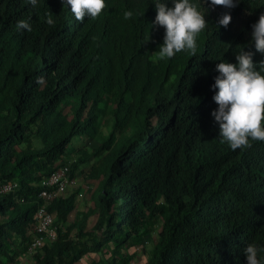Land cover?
I'll return each mask as SVG.
<instances>
[{
	"label": "trees",
	"instance_id": "1",
	"mask_svg": "<svg viewBox=\"0 0 264 264\" xmlns=\"http://www.w3.org/2000/svg\"><path fill=\"white\" fill-rule=\"evenodd\" d=\"M204 7L196 55L169 59L152 0H106L83 21L62 0H0V264H133L140 250L144 264H245V245H264V142L231 150L211 115L216 64L255 52L264 0ZM67 160L93 190L48 204L58 237L31 252L43 183Z\"/></svg>",
	"mask_w": 264,
	"mask_h": 264
},
{
	"label": "clouds",
	"instance_id": "2",
	"mask_svg": "<svg viewBox=\"0 0 264 264\" xmlns=\"http://www.w3.org/2000/svg\"><path fill=\"white\" fill-rule=\"evenodd\" d=\"M39 2L40 0H27V3L33 7H36ZM236 2L237 0H201L200 3H195L193 0H152L157 14L151 25L164 28L163 43L158 49L160 57L171 59L182 50L195 56L198 48L197 37L208 24L206 15L209 9L204 5L210 4L212 7L222 5L225 8H233ZM62 4L64 8L69 9L70 6L74 17L83 21L85 17L93 19L98 17L106 7V0H62ZM124 17L125 19L131 18L132 12L125 11ZM231 20L230 12H225L219 18L218 26L227 27ZM46 23L54 24L51 12L47 15ZM16 30L31 32L33 29L30 18L18 20ZM247 47H254L255 52L246 50V46H237L235 63L226 59L219 60L220 62L216 64L218 75L215 76V82L211 86L214 91L213 100L217 104L211 115L219 125L221 142L227 143L233 151L250 147L253 141L264 142V59L254 61L256 52L264 56V14H261L252 25V40ZM43 82V77L37 78V83L42 84ZM60 172L63 173L64 187L62 190L59 186L48 185L51 176ZM75 173H71V164L67 163L54 171L43 183L45 189L41 191L40 196L45 204L39 208L37 218L41 209H44L52 218L51 229L56 233V237L48 242L57 239L58 231L54 226L53 215L48 211L47 206L64 194L67 189L76 186ZM9 186L12 189V185ZM86 189L89 192L93 190L89 186ZM44 192L52 197L44 196ZM81 194L80 196H83ZM37 228L38 225L35 228L36 232ZM243 254L245 264H264V245L255 242L247 243Z\"/></svg>",
	"mask_w": 264,
	"mask_h": 264
},
{
	"label": "built area",
	"instance_id": "3",
	"mask_svg": "<svg viewBox=\"0 0 264 264\" xmlns=\"http://www.w3.org/2000/svg\"><path fill=\"white\" fill-rule=\"evenodd\" d=\"M63 173H55L51 176L48 185H56L59 186L60 190L63 189ZM11 190V186H6L4 188V191H9ZM44 196L50 198L52 195L44 192ZM38 228L37 232L39 234L38 238H36L32 244V250H35L36 248L42 246V244L46 241H51L54 240L56 237V233L51 229V224H52V218L49 214L46 213L44 209H41L38 213Z\"/></svg>",
	"mask_w": 264,
	"mask_h": 264
},
{
	"label": "rangeland",
	"instance_id": "4",
	"mask_svg": "<svg viewBox=\"0 0 264 264\" xmlns=\"http://www.w3.org/2000/svg\"><path fill=\"white\" fill-rule=\"evenodd\" d=\"M97 145H99V142H97V141H95L91 144L92 147H97ZM66 163L71 164L68 160L66 161ZM82 168H83V170H78L75 173V179L77 181V184H76V186H72L69 188V193L72 192V189H74L75 187H79L80 185L81 186L83 185L84 187H87V186L91 187V185L87 184V181L83 178V175L87 174L89 172L90 168L88 166H83ZM83 199L84 198H82V202H81V205L79 207L81 213L84 211H87L86 201ZM145 244L148 247V250H150V248H151L150 237H148L146 239ZM134 251H136V250H131L130 252L134 253ZM141 251L142 250L137 251L139 253V256L134 259L133 264H144L146 262V260L148 259L150 251H147L145 253H141ZM26 263L27 262H25V261L23 262V264H26ZM88 263H89V260H83L80 264H88Z\"/></svg>",
	"mask_w": 264,
	"mask_h": 264
}]
</instances>
